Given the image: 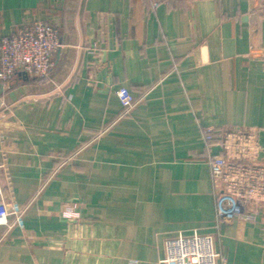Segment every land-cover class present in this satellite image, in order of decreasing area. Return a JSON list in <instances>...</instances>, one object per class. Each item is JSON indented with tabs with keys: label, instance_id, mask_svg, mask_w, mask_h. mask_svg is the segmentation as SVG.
Segmentation results:
<instances>
[{
	"label": "crops",
	"instance_id": "0c3cea01",
	"mask_svg": "<svg viewBox=\"0 0 264 264\" xmlns=\"http://www.w3.org/2000/svg\"><path fill=\"white\" fill-rule=\"evenodd\" d=\"M36 20L61 46L47 77L0 87V200L25 207L0 264H165L194 233L220 264H264L261 219L216 223L202 140L237 126L264 145V0H0V38Z\"/></svg>",
	"mask_w": 264,
	"mask_h": 264
},
{
	"label": "built area",
	"instance_id": "2783aa9c",
	"mask_svg": "<svg viewBox=\"0 0 264 264\" xmlns=\"http://www.w3.org/2000/svg\"><path fill=\"white\" fill-rule=\"evenodd\" d=\"M256 19L260 8L254 7ZM61 46L59 29L36 20L0 38V84L7 86L18 71L34 77H47L53 55ZM248 56L264 66V43L252 47ZM117 95L125 113L136 103L127 87ZM202 140L208 151L207 163L216 198V223L229 224L237 219L264 222V145L255 130L243 127H206ZM216 149V150H214ZM25 207L0 200V227L11 228L22 221ZM71 218V212L65 211ZM76 218L77 215H74ZM165 264H220L213 234L194 233L166 239Z\"/></svg>",
	"mask_w": 264,
	"mask_h": 264
},
{
	"label": "water",
	"instance_id": "95a60500",
	"mask_svg": "<svg viewBox=\"0 0 264 264\" xmlns=\"http://www.w3.org/2000/svg\"><path fill=\"white\" fill-rule=\"evenodd\" d=\"M24 74L28 76V74H27V73H25V72H24ZM0 87H2V85H1V84H0Z\"/></svg>",
	"mask_w": 264,
	"mask_h": 264
}]
</instances>
